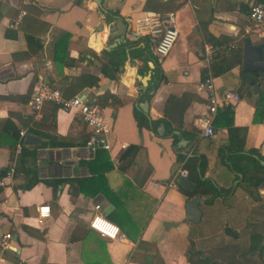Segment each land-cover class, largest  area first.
<instances>
[{
	"label": "crops",
	"instance_id": "1",
	"mask_svg": "<svg viewBox=\"0 0 264 264\" xmlns=\"http://www.w3.org/2000/svg\"><path fill=\"white\" fill-rule=\"evenodd\" d=\"M21 11L22 21L11 26ZM168 12L176 13L180 34L160 63L166 80L149 94V124L163 120L168 125L166 130L160 122L156 131L162 126L164 132L156 134L138 130L134 107L147 98L141 96L153 80L155 64L149 58L159 36L140 30L135 19ZM248 12L245 0H0V174L12 164L16 167L23 144L34 149L51 142L52 134L69 146L38 148L40 182L31 189L20 171L0 178V264H191V248L213 254L221 264L246 259L248 264H264L253 253L245 256L256 234L264 238V186L257 191L258 199L249 195L238 186L242 175L228 169L219 155L223 144L236 143L233 133L243 142L244 153L256 149L252 154L264 165V113L256 114L264 71L252 82L257 92L243 79L245 41L264 49V37L254 31ZM122 20L126 31L120 27ZM112 30L125 31L124 41H134L147 57H129L117 79L101 70L108 62L103 50L115 48ZM64 34L70 39L61 40ZM210 45L218 48L209 60L205 47ZM213 63L223 71L213 75L216 89L235 91L241 101L231 106L232 125L231 115L219 110L213 120L216 135L205 139L201 134L209 115L208 95L198 85ZM89 75L100 78L97 84L78 81ZM146 75L151 79L143 86L140 76ZM39 82L69 97L83 95L98 106L104 94L116 98L112 105L100 106L114 132L109 170L101 162L93 163L92 172L83 160L90 129L79 114L56 109L54 103L39 114L31 108L32 90ZM117 101L124 104L117 107ZM28 134L36 143L27 140ZM174 135L179 138L176 145ZM180 154L207 158L204 179L233 188L228 198L218 197L211 204L202 195L198 223L189 220L187 196L179 183H172ZM93 174L98 178L86 190L97 193L90 196L80 191V183ZM43 205L49 206L51 217L40 224ZM106 207H111L109 212ZM96 214L119 227L125 239L112 241L91 231ZM7 234L12 238L4 247Z\"/></svg>",
	"mask_w": 264,
	"mask_h": 264
},
{
	"label": "trees",
	"instance_id": "2",
	"mask_svg": "<svg viewBox=\"0 0 264 264\" xmlns=\"http://www.w3.org/2000/svg\"><path fill=\"white\" fill-rule=\"evenodd\" d=\"M259 2H263L264 0H260ZM114 15V14H113ZM107 16L111 17V13L107 12ZM70 39L69 34H64L63 38L61 40H67ZM29 43H31V38H27ZM103 54L108 59V62L103 64L101 70L105 76H108L110 79H117L118 74L121 73V68L125 66L126 62L128 61L129 57L130 59H144L147 60V57L143 56V54L139 53L138 48L136 46V43L131 40H126L123 43L119 44L115 48L111 50H103ZM215 57H213L214 59ZM150 61L154 62L155 69L153 73V80L149 83V85L146 88V92L141 96H146L148 100H150L152 97L149 95L151 90H156L159 84L166 80L165 76L163 75V71L161 69L160 63L157 58L154 56L149 58ZM213 69L211 68L209 72H211L214 76L221 75L223 72L222 70H218L215 67V64L213 63ZM208 72V74H209ZM207 74V75H208ZM206 75V77H207ZM205 77V78H206ZM100 78L98 76L89 75L88 77H84L82 79H78V81H82L83 84H86V86H92L97 84L98 80ZM255 82V81H254ZM81 83V82H80ZM116 98L109 95L104 94L98 98V102L100 106L106 107L112 105V102H115ZM111 102V103H110ZM124 104L123 101H117L116 106L120 107ZM59 108V105L56 104V109ZM224 110L226 113L231 115V120L229 121V125H232L233 123V113L231 108H224L221 109ZM261 113H264V92H261L258 100H257V109L256 114L257 116ZM134 116H135V122L138 130H142L143 128H147L156 134V128L160 124V122H164L163 120L159 121H152V124H149L148 117L146 113L140 109L139 107H134ZM255 117L257 120L258 117ZM165 123V122H164ZM166 130L168 128V125L165 123ZM171 132V131H170ZM15 134V143H17V140L19 138V133L13 131ZM170 134L167 133L166 136H169ZM50 139H52L51 142H43L41 146H38L34 149H28V147L23 144V148L21 151V154L19 158H17V164L15 167L16 172L24 173L29 178V183L26 185L28 189L33 188L36 186L39 182V168L37 167V159L39 158V151L38 148H51V147H59L62 146V144L65 146H68L67 144L62 143L61 141H58L57 135L50 134L48 136ZM174 144L176 145L178 142V136L174 135ZM231 140L235 141L236 143L231 144H223L219 149V155H221V161L225 163L228 169H230L235 174H241L242 180L241 185L245 191L252 195L255 198H259V195L257 194V191H259V188L264 186V165H261L259 163V159H257L252 153L256 152V149H251L250 154H245V146L243 145V142L241 139H239L238 136L234 135L233 133L230 134ZM87 142V141H86ZM69 147V146H68ZM136 148V146H134ZM110 157L108 154V151L105 149L99 150L96 157L91 159V161L87 162V165L89 167V170L94 172L91 166L96 163H104L105 167L109 170L111 168V163L109 161ZM178 161H184V167L189 171V177L188 180H190L193 184H195L194 190H189L183 185L179 184V187L181 191L187 196V201L189 199H192L198 195H204L207 196L208 199L206 200V204H211L214 199L218 197L224 196V199L228 198L233 191V188L227 189L224 187H220L216 185L212 180L204 179V175L206 172V165H207V158L202 157H195V156H189L187 157L185 154L178 155ZM122 162L119 165V169L122 168ZM103 171V170H101ZM99 172V176L103 177V172ZM7 176L6 171H2L0 174V178H4ZM98 177H91V179H86L80 183V191H84V194L86 195H94L97 192H91V194L86 190V188L93 182V180L97 179ZM235 179H239V176L237 175ZM62 183V182H61ZM257 198V199H258ZM230 236L237 239L239 238V234L235 231L228 230L227 232ZM263 236L256 234V237H253L252 243L249 246V252L245 255H252L255 254L256 260L259 258L260 260L264 261V244H260L263 240ZM192 247V245H191ZM189 257L191 264H221L218 262V260L215 258V256L212 255H205L202 252L196 251L193 248L190 249ZM244 257V255H242ZM240 264H248V259L244 260L243 262H240Z\"/></svg>",
	"mask_w": 264,
	"mask_h": 264
},
{
	"label": "built area",
	"instance_id": "3",
	"mask_svg": "<svg viewBox=\"0 0 264 264\" xmlns=\"http://www.w3.org/2000/svg\"><path fill=\"white\" fill-rule=\"evenodd\" d=\"M245 2L248 4V19L254 31L257 32L259 36L264 37V3L257 0H245ZM24 15L25 12L21 11L17 20L14 23H10V25L17 26L22 21ZM135 23L140 30L148 31L150 34L159 36V39L155 42L153 47L154 57L159 61L166 58L180 34L176 13L146 14L136 18ZM217 48L218 47L214 45L205 47L209 60L212 58L213 52L217 51ZM198 89L205 90L208 95L209 115L207 119L204 120L205 126L203 127L201 136L205 139H210L216 135V130L213 125L216 114L219 110L227 107L231 108L233 103L240 102L241 97L237 92L232 90H224L222 92L217 90L211 72L205 80L199 83ZM32 93L30 106L38 114L46 104L54 103L68 112L76 113L81 116L83 123L90 129L89 137L84 146L85 156L83 160L85 162H89L91 159L95 158L99 150L105 149L108 150V152L112 150L111 139L114 134L112 124L107 120L108 117L100 106L89 101L88 98L83 95L69 97L60 89L42 82L35 85ZM20 133L21 135H25L24 131H20ZM121 147L125 149L126 145L122 144ZM14 170L15 167L14 164H12L7 172L9 177L14 174ZM176 170L172 178V183H179L181 178L189 177V171L184 167V161L179 163V167ZM99 208L100 205L96 204L95 209ZM38 212V222L40 224L45 223V221L51 217L49 206L43 205ZM90 228L112 241L125 239V235L121 233L120 228L108 221V219L101 214H96L92 218ZM11 238V234L5 235L2 238V246L6 247L7 240Z\"/></svg>",
	"mask_w": 264,
	"mask_h": 264
},
{
	"label": "water",
	"instance_id": "4",
	"mask_svg": "<svg viewBox=\"0 0 264 264\" xmlns=\"http://www.w3.org/2000/svg\"><path fill=\"white\" fill-rule=\"evenodd\" d=\"M97 2H100V0H96ZM120 27H124L126 31V25L122 21H120ZM125 31L121 32L120 34H114L112 30V38L114 40V43H112V47H116L117 45L121 44L124 42V36H125ZM245 50H246V57H245V65L243 68L244 74H243V79L247 84H251L255 77L259 75L260 71H264V49L263 45H252L250 43V39L245 41ZM141 83L143 86H147V82L151 79V75H146V76H140ZM251 89L254 90V92H257V85L255 83H252ZM151 95L154 94V91L150 93ZM136 106H138L140 109H142L147 117L148 121L150 122V117H149V101L147 98H144L143 101L137 102ZM157 131L159 133H163V127L160 126ZM27 140L30 143H36V137L34 135H27ZM51 155V154H50ZM264 164V161H261ZM241 178V176H240ZM179 184L183 185L189 190H194L195 189V184H193L188 178H181L179 180ZM203 200L201 195H198L192 199H189L186 207L188 210V218L190 221L194 223H198L201 220L202 212L199 210V204ZM111 207H106L105 211L109 212ZM93 229H91L92 231Z\"/></svg>",
	"mask_w": 264,
	"mask_h": 264
},
{
	"label": "bare ground",
	"instance_id": "5",
	"mask_svg": "<svg viewBox=\"0 0 264 264\" xmlns=\"http://www.w3.org/2000/svg\"><path fill=\"white\" fill-rule=\"evenodd\" d=\"M128 80H129V79H128ZM128 80H126V82H127V83H129V81H128ZM129 84H130V83H129Z\"/></svg>",
	"mask_w": 264,
	"mask_h": 264
}]
</instances>
